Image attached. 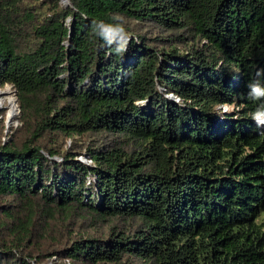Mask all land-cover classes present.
<instances>
[{"label": "trees", "instance_id": "trees-1", "mask_svg": "<svg viewBox=\"0 0 264 264\" xmlns=\"http://www.w3.org/2000/svg\"><path fill=\"white\" fill-rule=\"evenodd\" d=\"M66 1L0 0V264H264V0Z\"/></svg>", "mask_w": 264, "mask_h": 264}, {"label": "rangeland", "instance_id": "rangeland-1", "mask_svg": "<svg viewBox=\"0 0 264 264\" xmlns=\"http://www.w3.org/2000/svg\"><path fill=\"white\" fill-rule=\"evenodd\" d=\"M60 2H61V0H60ZM62 4H64V3H62ZM0 90H7L9 92V96H11L12 98L15 99V95H14L15 93H14L13 89H11V87L9 85H5L3 87H0ZM0 103H1L0 112L1 111L3 112V117L0 116V121H2V119H3L4 126L6 128L5 133H7L11 126L16 127L18 125V122L16 121L17 112H15V114H14V116L12 118H8L7 117V113H8L9 104H8L7 99L5 97H3L2 95H0ZM230 110H231V108L227 107L226 111L228 112ZM260 122L262 124H264V119H261Z\"/></svg>", "mask_w": 264, "mask_h": 264}, {"label": "clouds", "instance_id": "clouds-1", "mask_svg": "<svg viewBox=\"0 0 264 264\" xmlns=\"http://www.w3.org/2000/svg\"><path fill=\"white\" fill-rule=\"evenodd\" d=\"M259 75V72H258ZM250 92L249 95L253 98H258L260 96H264V87H262L259 82H254L249 84ZM253 118L257 121V125H259V122L261 119H264V112L260 110H256L253 113Z\"/></svg>", "mask_w": 264, "mask_h": 264}, {"label": "bare ground", "instance_id": "bare-ground-1", "mask_svg": "<svg viewBox=\"0 0 264 264\" xmlns=\"http://www.w3.org/2000/svg\"><path fill=\"white\" fill-rule=\"evenodd\" d=\"M66 2L67 1H65L64 3H66ZM0 95H2L3 97H5L7 99L8 104H9L7 117L12 118L14 116L15 112H17V109L15 108V105L13 102V98L11 96H9V92L7 90H0ZM0 105H1V103H0Z\"/></svg>", "mask_w": 264, "mask_h": 264}, {"label": "water", "instance_id": "water-1", "mask_svg": "<svg viewBox=\"0 0 264 264\" xmlns=\"http://www.w3.org/2000/svg\"><path fill=\"white\" fill-rule=\"evenodd\" d=\"M66 0H61V2L62 3H64ZM64 4H66V3H64ZM169 97H171L170 95H169ZM177 100V99H176ZM13 102H14V105H15V107L17 108V105H16V99H14L13 98ZM18 114H19V110H18V108H17V116H18ZM8 120V119H7ZM80 160L81 161H85V158H80Z\"/></svg>", "mask_w": 264, "mask_h": 264}, {"label": "built area", "instance_id": "built-area-1", "mask_svg": "<svg viewBox=\"0 0 264 264\" xmlns=\"http://www.w3.org/2000/svg\"><path fill=\"white\" fill-rule=\"evenodd\" d=\"M17 109V108H16ZM226 109H227V106H221V110L222 111H226Z\"/></svg>", "mask_w": 264, "mask_h": 264}]
</instances>
